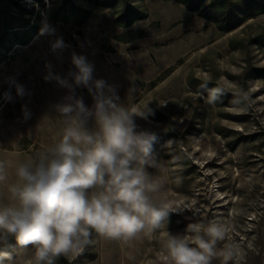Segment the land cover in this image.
<instances>
[{"label": "rangeland", "instance_id": "rangeland-1", "mask_svg": "<svg viewBox=\"0 0 264 264\" xmlns=\"http://www.w3.org/2000/svg\"><path fill=\"white\" fill-rule=\"evenodd\" d=\"M59 2L0 0V33L10 22L35 27L26 43L6 36L0 45V162L7 165L0 205L11 203L7 187L16 181L15 165L38 158L61 138L64 122L56 105L74 94L93 106L87 87L74 85L70 93L51 78L72 83L70 73L78 71L72 56H84L93 79L112 86L120 103L151 110L147 119L134 117L138 129L157 134L153 154L162 167L147 171L163 177L164 197L178 211L164 228L127 243L93 232L79 254L60 256L55 264H164V232L181 234L188 223L212 219L231 225L247 253L244 264H264V13L225 31L220 10L237 0L217 9L203 0V10L177 0H128L147 17L128 27L116 24L123 8L118 2L75 25L50 17ZM127 30L139 37L119 40L132 35ZM58 39L64 46L54 50ZM203 82L225 89L217 103L206 102L208 93L198 89ZM10 243V264H31L33 249Z\"/></svg>", "mask_w": 264, "mask_h": 264}, {"label": "clouds", "instance_id": "clouds-1", "mask_svg": "<svg viewBox=\"0 0 264 264\" xmlns=\"http://www.w3.org/2000/svg\"><path fill=\"white\" fill-rule=\"evenodd\" d=\"M63 46L59 39L52 45ZM72 63L78 70L70 73L72 83L51 78L70 93L74 85L87 87L94 104L88 108L82 98L66 97L68 102L56 105L64 122L59 141L15 165L16 181L7 187L11 203L0 205V264L13 260L7 250L13 240L20 249H33L31 264H55L60 256L79 254L93 232L127 243L164 228L178 211L164 197L163 177L147 171L162 167L153 154L157 134L138 129L134 117L147 119L151 110L120 103L112 86L93 79V65L84 56L73 54ZM203 88L209 104L225 93L219 85ZM6 179L7 165L0 162V183ZM161 245L164 264H244L247 254L220 219L188 223L181 234L166 231Z\"/></svg>", "mask_w": 264, "mask_h": 264}, {"label": "trees", "instance_id": "trees-1", "mask_svg": "<svg viewBox=\"0 0 264 264\" xmlns=\"http://www.w3.org/2000/svg\"><path fill=\"white\" fill-rule=\"evenodd\" d=\"M184 3L186 7L190 10H203L202 6L203 0H177ZM225 0H211V6H216L215 9L219 8L221 3L223 4ZM16 2V1H14ZM85 5L79 6L73 3L71 0H60L59 4L55 6L50 14V17L57 22L61 23H73L75 25H82L85 20L91 15V13L98 8L112 7L118 2H121L123 8L121 12L114 18L116 24L128 27L133 24L136 20L144 19L147 17V12L141 10L128 2V0H84ZM224 7V6H223ZM25 8H20L19 13H24ZM219 11V9H218ZM222 11L225 26L221 29L228 31L237 26H239L244 19L253 17L257 14L264 13V0H237V2H231L228 6L220 10ZM3 12L0 10V15ZM35 27L33 24L27 20L24 22H19L17 24H6L4 30L0 33L1 40L0 45L4 44L5 37L8 36L11 41L26 43L28 41L27 33L33 30ZM131 36H120L121 41H130L135 37H139V31L137 30H127ZM260 75L264 76V72H259ZM207 84L208 89L212 88V84L209 82H203ZM199 91L203 93H208L207 89L203 86L198 88ZM2 247V246H0Z\"/></svg>", "mask_w": 264, "mask_h": 264}]
</instances>
